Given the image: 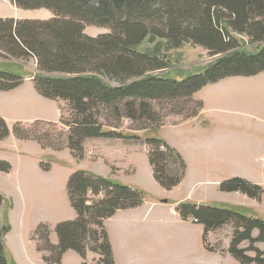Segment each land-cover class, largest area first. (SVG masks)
Instances as JSON below:
<instances>
[{"label": "trees", "instance_id": "16d2710c", "mask_svg": "<svg viewBox=\"0 0 264 264\" xmlns=\"http://www.w3.org/2000/svg\"><path fill=\"white\" fill-rule=\"evenodd\" d=\"M7 1L21 10L43 9L52 15L47 20L0 18V58L33 60L36 72L29 78L36 93L68 105L71 119L61 116L60 124L68 127L65 144L75 157L87 139L122 138L117 130L124 120L140 131L159 129L166 116L196 117L202 104L193 96L205 86L264 72V0ZM86 28L107 33L92 37ZM147 41L168 51L189 43L216 58L200 72L173 78L168 76L169 54L141 49ZM25 78L0 69V92L19 87ZM41 125L39 121L28 127L15 123L12 135L19 141L36 142L42 149L60 151V141L51 140L49 133L39 129ZM9 133L0 118V141ZM144 144L154 181L171 191L184 179V161L159 139L147 138ZM9 170L7 163H0V171ZM218 190L239 192L256 202L263 195L260 186L240 178L224 180ZM66 193L76 218L55 226L57 245L49 242L45 225L36 229L32 237L36 250L48 254L42 260L59 264L67 251L81 259L92 252L99 256L98 264H114L103 223L117 211L140 207L144 193L81 170L69 176ZM3 203L0 195V208ZM175 212L182 221L190 219L203 227L204 245L209 233L231 225L228 254L238 264H264V250L254 247L264 244L263 220L232 209L189 203L178 204ZM8 232L9 226L0 220V264H8L4 247ZM242 243L248 247L240 249ZM205 249L213 252L206 245Z\"/></svg>", "mask_w": 264, "mask_h": 264}, {"label": "rangeland", "instance_id": "374dc122", "mask_svg": "<svg viewBox=\"0 0 264 264\" xmlns=\"http://www.w3.org/2000/svg\"><path fill=\"white\" fill-rule=\"evenodd\" d=\"M0 1H1L0 17L4 16V18L1 19H14L19 21L47 20L52 17V15L48 11L43 9L26 11L14 7L7 0H0ZM85 33L89 36L95 37L99 34H103L107 32L103 29H98V28H86ZM156 46L160 47L162 50L156 49ZM141 49L152 50L156 53L165 52L169 54L170 67L168 70L169 73L168 76L173 78H179L186 75L187 76L191 75L192 73L195 72H200L203 67L211 63L216 58V57L208 56L207 51H205L200 47L193 46L189 43L182 45V47L178 50L168 51L162 45L155 44V42L147 41L144 43ZM246 49L250 50L251 46L247 47ZM0 69H4L9 73L19 74L26 78H29V76L35 74L36 72L33 60L23 63L18 61L17 62L11 61V60L5 61L0 58ZM254 77L255 76L248 78L234 77L227 79H236V78L250 79ZM216 85L217 83L208 85V87L206 86L207 88L205 89L204 92L205 95L204 100L206 104H208L209 108H212L214 110L219 108L224 109L226 106H229V99H232L235 102V104H237L238 108L246 112H248L250 108H254V106L256 107L259 106V108H264V97L258 98L256 101L254 99V91L255 90L259 91V89L263 87L264 84H255L254 81H242L240 84L237 85H232V83H228L225 86L221 85L220 87ZM27 87L31 88L33 92L35 91V89L33 88V84L29 82L28 84L22 85L21 88L19 86L9 92H0V118L4 119L10 132L6 139L0 141V163H7L8 166L10 167V170L8 172L0 171V190L4 192L6 196V201L10 203H12V201L15 202V200L19 201L20 196L18 195L16 190V178L18 171H20V169L15 170V168L21 166L23 171L27 172L30 166L33 164V161L38 162V167L44 176L36 179L35 184L33 183L34 187L30 189V194L27 196V199L31 204L28 206V209H30L31 211L27 213L28 215L26 216L28 230L33 228V230L28 234L27 237L28 243L30 241L35 245V243L32 241V237L34 235V232L40 225H45L48 228L49 237L51 235L54 237L56 236L55 226L57 224L67 221H73L75 219L74 218L72 220H69L68 218L70 213L73 214L74 210L71 208L70 203L68 201V197L66 193V185L69 176L72 173L81 170L82 168H85L86 171L85 170L82 171L86 173H90L92 175L106 178L109 180L111 179V177L112 179L115 180L116 179L115 176L117 175V172H119L120 176H118V179L120 182H114V183L127 186V184L124 183L129 182L130 177L134 174V171H132L131 168L129 169L127 166L129 164H132L134 168L137 170V174H138L137 176L133 177V179L137 181L145 189L147 194L142 190L140 191L144 193L146 197L144 199L146 202H151L153 201V199L158 198L159 203H163L164 205L178 201V203H176V206L181 203H189V204L204 205L214 208H226L243 213L248 217H252L264 221V196H263L264 187L260 186L263 190V195L260 202H256L252 200L255 203L251 205L252 206L255 205V206L251 207L248 205L249 203L248 201L251 199L242 195L239 192L222 193L218 190L220 196L219 195L216 196L214 190L208 186L209 184H207L208 187L206 189L203 188L205 186H200L196 191L193 190L191 192L190 197L192 196V198L194 199H199L208 202L204 204H198V203H194L193 199L190 198L184 199L185 196H187V193L183 188L175 187L177 189L174 188L171 191H165L154 181L152 177L151 168L148 164L146 157L147 149L144 144L145 139L156 138L160 140L159 137L155 136L154 132L159 130L161 127L165 126L166 123L170 124L169 122H171V124L172 123L176 124L181 121L194 119L195 117L190 119H185L179 115L178 116L170 115L164 117V114L162 113V116L164 118H163L162 126H160L159 129L157 130L144 129L140 131L134 130V127L132 128V124L129 121L124 120L121 126L117 130V132L122 135V138L87 139L82 144V148H81L82 152L80 153L79 157L78 156L75 157V155H73L70 152V150L67 149L65 144V133L68 131V127L62 126L60 124V120H62L61 116L63 117V119L66 120L71 119V113L68 109V105L62 101L45 99L40 95H38L36 91L34 92L35 95L34 96L29 91V89H27ZM236 87L239 89H236ZM200 103L202 104V108H203V103L202 102ZM200 111L198 112V114L200 113ZM57 113H58L57 120L52 119L56 116ZM38 121L44 124L41 125L39 129H42L44 132L49 133V135L51 136L50 137L51 140L56 139L58 142L60 141L61 143L60 151L56 152L53 149L51 150L50 148L42 149L36 142L33 141H19L16 139L18 143L16 144L12 143L10 138L11 137L14 138L12 135V126L15 123H21L23 124L24 127H28L31 124ZM51 125H56V128ZM186 130L187 128L183 130V137L180 140L179 137H173V136L171 137L172 141L180 148H182V150H184V147L186 145V140L188 137ZM134 137H136L137 139H134ZM161 141L164 142L163 139H161ZM166 145L169 146L168 144ZM192 151L194 154L195 151L193 149ZM187 160H188V164H186L187 171H185V173L187 176V181L190 184L191 182L194 181V179L200 177V175L199 176L196 175V172L200 165L197 161L194 160L193 156L187 157ZM216 163H224V168L221 167L217 169L214 165H209L210 168L211 169L214 168L215 171L214 173L211 172L209 173L210 179L213 178V175H218V176L225 175L230 177L231 173L234 172L237 173L247 170L243 164H239V165L228 164V163L225 164L224 157H219V160L216 161ZM198 173H200V170H198ZM31 178L34 177L31 176ZM62 178L65 179V187H64V191L62 192L63 202L60 200V188L56 187L57 182L60 181ZM110 181L113 182L112 180ZM159 191H160V195H158L159 197H157L156 195L159 193ZM221 194L230 195L229 196L230 200L226 201V199L221 197ZM88 197L90 199L94 198L91 195H88ZM41 198L43 199L44 202L45 201L47 202L48 200H54V198H56L57 200H55V202H57L59 209L55 211L56 207H52V208H50V206L46 207V204L39 205L37 202ZM97 198L99 199L101 198V196H98ZM4 212L5 209L0 210V220L2 221L3 224L6 225L9 224L8 225L9 232L4 237L10 236L12 238H17L18 236H20V233L18 231V226H20V221H19L20 212L18 210V206L15 204V211L11 216V221L7 222L8 224L5 223L1 218V216L4 215ZM175 214L178 216L176 212ZM177 219H180V217L178 216ZM106 221H104L103 226L107 233L105 227ZM180 221L182 220L180 219ZM182 222L190 223V224L187 223L188 224L186 226L187 231L189 229V225L199 226L202 228L201 244L203 246V249L206 252H208V254L219 255L218 258L219 263L215 261V258L207 255L206 253H204L205 254L204 257L196 256L194 253H193V257H190L189 252L188 251L186 252V242L181 240V236L183 234L185 235V233L180 229L182 227L180 226L178 228H173V227L169 228L171 241L168 243V248L170 249L171 258L170 259L148 258L147 264H238L228 254V248L231 239L233 237V228L231 225L224 226L221 229L211 232L207 235L205 240V245L207 248L209 247L213 250V252H209L205 249V245L202 243L203 227L193 223L190 219ZM161 235H163V232H161ZM252 236L253 238H255L257 236V232H254ZM107 237L112 250V244H111L112 242L108 236V233H107ZM194 244L195 242L193 239V245ZM154 247H156V245ZM247 247H248L247 243H242L239 246L240 249H246ZM254 247H256L261 251L264 250V244L262 243H256ZM67 252L69 254H67ZM67 252H65L62 255L61 260L63 256L67 254L66 256L69 257L70 260L72 261L74 256L73 254L75 252L73 251H67ZM133 253L138 255L139 250L134 249ZM39 254H42V258L44 256L45 257L48 256L47 253L44 254L39 253ZM75 255L77 254L75 253ZM247 255L249 257L254 256L253 253H248ZM89 256L91 257V259L87 260V257ZM120 256H121L120 258L122 264H129V263L133 264L132 262H129L127 259H125L124 254L120 253ZM112 257H113V263L116 264L114 260L113 251H112ZM118 257H119V253H118ZM81 260H82V264H89V263L98 264L99 256L92 252H87L85 258Z\"/></svg>", "mask_w": 264, "mask_h": 264}, {"label": "crops", "instance_id": "0c3cea01", "mask_svg": "<svg viewBox=\"0 0 264 264\" xmlns=\"http://www.w3.org/2000/svg\"><path fill=\"white\" fill-rule=\"evenodd\" d=\"M0 18H4V16ZM242 81H254L255 84H264V73L250 79H226L217 82L216 86H225L228 83L237 85ZM29 82L32 83L31 79L25 78L22 85L28 84ZM22 85H20V88ZM207 87L205 86V88L200 90L201 92H197L193 96L194 100L203 103V108L197 117L176 124H171V122H169L170 124L166 123L165 126L154 132L155 136L159 137L160 140L163 139L169 147L180 155L185 165L188 164L187 157L190 156H193L194 160L199 163L200 166L198 170H200V173H198L197 170L196 175H200V177H197L189 184L185 173L184 179L180 185L177 186V188L180 187L186 191L187 196H185L184 199H193L194 203L198 204H204L208 201L194 199L192 196L190 197L193 190L196 191L200 186H205L203 187L205 189L209 186L214 190L216 196H220L218 185L221 181L229 177L225 175H213L212 179L209 178V173L215 172L214 168L211 169L209 165H214L217 169L221 167L224 168V163H216L219 157L225 158V164H243L247 169L245 171L231 173L230 177L227 179L240 178L251 184L264 187V108L254 106V108H250L249 111L246 112L238 108L237 104H235L232 99H229V106H226L224 109L219 108L214 110L209 108L204 100V92ZM27 89L34 95L35 91L33 92L32 89L28 87ZM236 89L239 88L236 87ZM262 97H264V86L261 87L259 91H254L255 101ZM57 115L58 113L52 119L57 120ZM185 128H187L186 133L188 137L184 150H182V148L172 141L171 137H179L180 140L183 137V130ZM10 140L12 143H18L15 138L11 137ZM192 149L195 151L194 154ZM127 167L129 169L131 168L134 174L130 177L129 182H125L124 184H127L130 188L139 189L146 193L145 189L133 179V177L138 175L137 170L132 164H129ZM17 169H20L16 178V190L20 196L19 201L15 200V202H13L11 200L12 203L6 201L4 192L0 190V195L4 200L0 210L5 209L4 215L1 216L2 220L5 223L11 221V216L15 211V204L18 206L20 212V226H18L20 236L17 238H12L10 236L4 237L6 258L8 264H45L42 260V254H39L35 250V245L27 241L28 234L33 228L28 230L26 217L28 215L27 213L31 211L28 209V206L31 204L27 196L30 194V189L34 187L33 183L35 184L36 179L44 175L39 169L37 161H33V164L27 172H24L21 166L15 168V170ZM82 170H85V168H82L81 171ZM31 176L34 178H31ZM118 176H120L119 172H117L115 180L112 179V177L110 180L113 182H120ZM207 184L209 185L207 186ZM56 187L60 188V200L63 202L62 192L65 187V179L62 178L58 181ZM158 195H160V191L156 196L159 197ZM229 196L230 195L221 194V197L226 199V201L230 200ZM144 198H146L145 195ZM156 199H153L151 202H146L144 199L140 207L132 210L118 211L105 222L108 236L112 242V251L116 264H122L120 253L124 254L125 259L133 264H147L148 258L170 259L171 253L168 248V243L171 241V238L169 228H178L180 226H182L180 229L185 233V235L183 234L181 236V240L186 242V252H189L190 257H193V253L196 256L204 257V253H206L215 258V261L219 263V255L208 254V252L203 249L201 244L202 228L189 225L187 231L186 226L190 223L187 222V224L177 219L178 216L175 214L174 209L178 201L164 205L163 203H159V199ZM55 200L57 199L54 198V200L44 202L41 198L37 203L39 205L46 204V207L50 206V208L56 207L55 211H57L59 206ZM248 202L249 206H255L251 205L255 203L254 201L249 200ZM73 214L70 213L68 216L69 220L76 218L74 211ZM161 232H163V235H161ZM193 239L195 242L194 245ZM49 240L52 245L57 244L56 236L53 237L51 235ZM155 245L156 247H154ZM134 249L139 250L138 255L133 253ZM67 254L69 253L67 252ZM66 255L63 256L60 264H82L81 258L75 255V253L73 254L72 261ZM90 259V256L87 257V260Z\"/></svg>", "mask_w": 264, "mask_h": 264}]
</instances>
